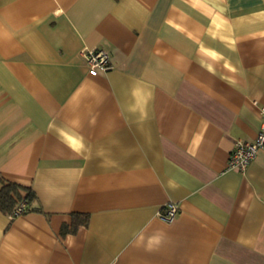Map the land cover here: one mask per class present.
Masks as SVG:
<instances>
[{"label": "crops", "instance_id": "crops-1", "mask_svg": "<svg viewBox=\"0 0 264 264\" xmlns=\"http://www.w3.org/2000/svg\"><path fill=\"white\" fill-rule=\"evenodd\" d=\"M258 105L264 0H0V264H264Z\"/></svg>", "mask_w": 264, "mask_h": 264}, {"label": "built area", "instance_id": "built-area-1", "mask_svg": "<svg viewBox=\"0 0 264 264\" xmlns=\"http://www.w3.org/2000/svg\"><path fill=\"white\" fill-rule=\"evenodd\" d=\"M89 76H96L111 69L109 55L101 49L84 50L81 53ZM257 111L260 117V128L256 138L252 142L237 141L229 155L227 168L238 172H245L249 164L259 152H264V105H258ZM25 211V205L20 203L15 216ZM179 210L175 203H167L157 213L159 220L171 222L178 216Z\"/></svg>", "mask_w": 264, "mask_h": 264}, {"label": "trees", "instance_id": "trees-1", "mask_svg": "<svg viewBox=\"0 0 264 264\" xmlns=\"http://www.w3.org/2000/svg\"><path fill=\"white\" fill-rule=\"evenodd\" d=\"M0 188V212L8 215L11 218L15 217V210L20 203L25 205V211H32L30 203L35 200L34 193L29 189L21 188L18 185L12 183L1 182ZM21 192H25V196L21 195ZM88 225V217L86 215L74 214L72 215V222L70 228L63 226L61 233L66 234L74 232L78 227H86Z\"/></svg>", "mask_w": 264, "mask_h": 264}]
</instances>
